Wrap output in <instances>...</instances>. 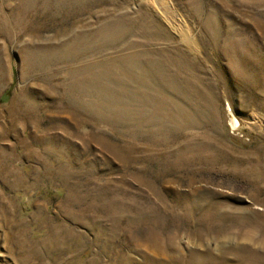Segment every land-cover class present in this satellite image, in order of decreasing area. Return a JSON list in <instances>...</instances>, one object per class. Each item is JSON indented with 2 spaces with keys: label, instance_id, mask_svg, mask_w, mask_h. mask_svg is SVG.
<instances>
[{
  "label": "rangeland",
  "instance_id": "rangeland-1",
  "mask_svg": "<svg viewBox=\"0 0 264 264\" xmlns=\"http://www.w3.org/2000/svg\"><path fill=\"white\" fill-rule=\"evenodd\" d=\"M0 264H264V0H0Z\"/></svg>",
  "mask_w": 264,
  "mask_h": 264
},
{
  "label": "bare ground",
  "instance_id": "bare-ground-1",
  "mask_svg": "<svg viewBox=\"0 0 264 264\" xmlns=\"http://www.w3.org/2000/svg\"><path fill=\"white\" fill-rule=\"evenodd\" d=\"M235 125H236V123H235Z\"/></svg>",
  "mask_w": 264,
  "mask_h": 264
}]
</instances>
